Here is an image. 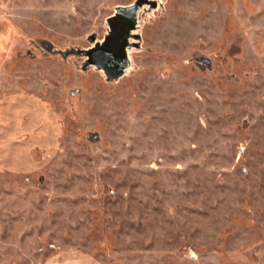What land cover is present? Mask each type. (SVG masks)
I'll return each instance as SVG.
<instances>
[{
    "label": "rangeland",
    "instance_id": "rangeland-1",
    "mask_svg": "<svg viewBox=\"0 0 264 264\" xmlns=\"http://www.w3.org/2000/svg\"><path fill=\"white\" fill-rule=\"evenodd\" d=\"M137 2L0 0V264H264V0H149L109 77Z\"/></svg>",
    "mask_w": 264,
    "mask_h": 264
},
{
    "label": "water",
    "instance_id": "water-1",
    "mask_svg": "<svg viewBox=\"0 0 264 264\" xmlns=\"http://www.w3.org/2000/svg\"><path fill=\"white\" fill-rule=\"evenodd\" d=\"M147 2L149 0H138L132 7L119 8L111 20L112 34L102 46L89 52V61L104 68L109 77H118L124 72L127 64L126 48L129 45L127 36L136 25L140 7Z\"/></svg>",
    "mask_w": 264,
    "mask_h": 264
},
{
    "label": "crops",
    "instance_id": "crops-1",
    "mask_svg": "<svg viewBox=\"0 0 264 264\" xmlns=\"http://www.w3.org/2000/svg\"><path fill=\"white\" fill-rule=\"evenodd\" d=\"M26 157H29V155H27ZM30 165V164H29ZM29 170H24V172H28Z\"/></svg>",
    "mask_w": 264,
    "mask_h": 264
}]
</instances>
